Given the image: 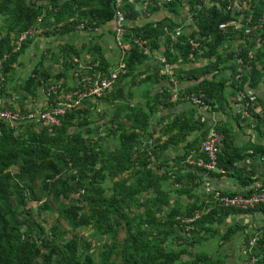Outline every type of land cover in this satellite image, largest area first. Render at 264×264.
Wrapping results in <instances>:
<instances>
[{
  "label": "trees",
  "instance_id": "16d2710c",
  "mask_svg": "<svg viewBox=\"0 0 264 264\" xmlns=\"http://www.w3.org/2000/svg\"><path fill=\"white\" fill-rule=\"evenodd\" d=\"M232 1L147 0L146 7L141 9L140 0H134V3L124 0L123 9L130 23L125 38L130 41V49L124 58L127 72L120 76L116 84L129 73L138 72L150 56L144 51V47H147L151 54L162 52L172 64L179 58L184 62L205 59L206 63L200 66L198 73L193 69H178V74H183L188 80H197L184 91H200L210 107L223 106L226 101L223 96L226 81L222 76L227 70L235 92H246L248 88L256 89L260 85L264 93V0L251 1V9L246 11V15L251 14V17L248 20L245 19L247 16L242 19L238 29L233 31L231 27H226L222 30L219 27L221 24L235 19L234 15L239 14L231 9H222V6ZM114 2L0 0V56L11 53L9 46L13 34L30 27L40 29L47 36H60L77 31L76 26L81 22L91 27L109 23L115 14ZM184 4L193 18V27L179 37L180 42L174 45L173 51H170L168 37L164 42L160 41L164 26L170 30L177 26L170 16L143 24L131 22L141 13L150 15L162 9L178 13ZM38 18L41 20L38 21ZM253 26H258L260 43L254 56L249 58L248 50L256 45L255 32L251 31ZM246 29L250 31L246 32ZM136 38L141 40L142 45L133 41ZM190 38L200 41L198 49H192ZM239 38H243L245 44L233 48L231 41ZM28 42L30 40L3 62L4 74L13 71V63H17L18 56ZM161 43L165 49L161 48ZM71 46L65 43L59 49L62 54L60 63L66 71L75 67L72 54H80ZM81 50L91 53L92 62H98L92 70L85 69L86 72L93 74L94 71H108L111 64L100 43L88 39L87 43L81 45ZM190 52L194 54L193 59L189 57ZM238 59L243 63H238ZM64 77L68 78L62 70L50 74L43 66V60H39L25 78L23 94L35 95L37 87L48 86ZM149 79L145 78L146 81ZM62 86H66V83ZM119 90V98H125V93H119ZM163 96L159 94L154 97ZM255 97L254 104L248 101L237 102L241 104L242 110L234 117L243 121L248 118V126L264 135V108L261 114L254 111L258 105L261 106L263 99L257 95ZM128 108L129 124L121 129L119 148L113 151L103 148L102 139L93 140L86 119L80 124L81 109L66 112L60 117L61 124L51 133L46 128L36 130L31 124L16 130L0 123V264H227L224 261L226 256L198 250L197 245L201 246L202 242L217 236L218 230L214 224L223 222L225 217L249 213L264 216V205L242 210L215 206L207 203L205 198L183 209L170 206L160 186L162 176L155 177L153 170L148 169L149 158L138 151L139 145L143 143L142 136L149 127V113L134 107ZM178 122L187 125V120L178 119ZM178 122L173 125L176 126ZM79 126L85 132L79 131ZM216 130L224 135V147L229 129L227 126H219ZM181 135L179 130L177 136ZM222 151L223 154L221 151L218 154L217 162L224 169L233 166L241 158L234 149ZM257 152L256 148H251L249 153L254 155ZM135 155L140 160L139 171H133L136 166ZM188 155H184V159ZM12 167L17 170L12 172ZM238 182L247 187L254 182V176L239 174ZM82 188L84 192L80 195L81 199H69L72 193ZM260 190L264 191V186L255 190L250 188L243 191V194ZM29 201L36 202L34 212L28 207ZM81 209H87V212L81 213ZM196 211L200 212L198 218L191 222H180ZM54 212L57 216L52 217L47 230L36 219V215ZM88 228L94 230L102 244L96 254L91 252L90 242L81 247V240L85 237L78 239V234L74 232ZM119 230L124 232L122 240L117 238ZM240 230L245 231L242 225L230 224L219 235V239L224 244ZM256 232L259 234L257 245L236 264H251L249 259L252 256L257 259L252 264H264V222ZM101 235H104L103 238H100ZM247 238L245 233V243ZM239 253L241 255L240 249Z\"/></svg>",
  "mask_w": 264,
  "mask_h": 264
},
{
  "label": "crops",
  "instance_id": "0c3cea01",
  "mask_svg": "<svg viewBox=\"0 0 264 264\" xmlns=\"http://www.w3.org/2000/svg\"><path fill=\"white\" fill-rule=\"evenodd\" d=\"M139 7L138 9L140 10ZM182 9H180L178 13H171L162 9L148 15L147 18L142 17L140 19L141 15H139L131 22L132 24H143L149 21H156L163 16H170L171 20L174 21L177 26H181L184 24L187 15V12L185 11V4ZM139 20H142V23L139 22ZM190 29H192V27L184 26L182 30L185 34L186 32H189ZM37 30L38 31L32 36V38L28 39L30 42L27 43V46L24 48L22 53L30 48L33 49L32 47L38 43L40 47H43L41 42L42 40H39L40 37L36 35L44 34L40 32V29ZM81 32L84 33L82 37L79 35V32H77L78 41L80 39L81 41L85 39L84 42L87 43L88 39H92V42H98L101 44L102 51L111 64L108 71L114 68L120 59H124L130 49V41L127 39L125 40L128 41L129 49L123 50L117 46L114 38L113 21L94 28L90 25H85L84 30H81ZM72 33H75V31H72ZM65 35L66 34H63L57 37H63ZM44 36L43 38H45ZM57 43V51L52 49V47L46 48L45 50L41 49L40 52L37 53V59L35 61L36 63L39 60H43V66L49 72L52 71V73L50 72L52 75L60 71L52 68V63L58 59L60 60L62 56L59 52L61 45L69 43L72 45L71 47L76 46L72 40L62 43L57 40ZM148 54H150V56L138 69V72L129 73L125 78H121L120 82L116 84V86L110 90L109 93L99 99L84 100L83 106L80 108L82 115V118L79 119L80 124L82 125L84 123V119H86L89 122L87 128H89L92 136L97 134L102 129L106 130L107 134L101 138V142L103 143V148L108 151H113L119 148L121 129L123 127H127L129 124L127 123V115L130 112L128 106L148 112L149 127L146 134L142 136L143 143L139 145L138 148L140 149H138V151L144 153V155L149 158L148 169L153 170L155 177L158 178L162 176L160 186L164 189V197L169 202L170 206H179L183 209L191 203L196 204L203 201L206 198L204 190L205 182H208L212 189H217L225 193H243V191L249 190L250 188L255 190L259 186H264V135L258 133V131H254L250 126H248V118L245 121H243V119H235L234 116L238 114L242 108L241 104L237 103L239 102L237 100L239 92H235L231 87V79L229 78L230 72L227 70L224 76H222L226 81V85L223 89V96L226 101L223 106L205 107L192 104L189 101L181 100L170 102L166 99V97L171 96L174 88L184 93H188L184 90L193 83L197 82V80L194 79L188 80L183 76V74H178V69H193L196 73H198L200 66L204 65L206 60L196 59L184 62L182 60L178 61V59L175 63H173L174 69L177 73V76H175V79L178 82L176 87V85L171 82L170 76L161 75L159 73L161 64L155 58L157 51L152 54ZM43 55H45L44 58H42ZM89 60L93 61V56H91ZM93 63L97 64L98 62ZM85 64L86 62L83 66ZM32 69L30 72H32ZM85 69L87 68H84V70ZM29 73L26 76H28ZM85 73L92 75L90 72H86V70ZM72 74L70 79L74 78ZM146 77H150L149 81L145 80ZM210 77L211 76L209 75L208 78ZM79 79V77H75L74 83L67 82L65 89L77 86ZM8 80L10 83L3 84L1 90L11 92L8 96H14L16 90L15 86L17 83L14 81L11 82L10 79ZM24 85L25 82L20 85L22 90ZM40 89L46 90V86L37 87L35 89V94H40L38 100H36V96H31L30 94H23L25 97L27 96V99L22 96V99L12 100L18 101L19 106L17 107L22 110L37 107L44 108L47 103V98L43 96L41 97L43 94L36 92ZM118 90L119 93H125V98H119ZM63 91L65 92L66 90ZM247 92H252L253 94L256 93L257 96L262 97L263 100L261 106H258L264 108V93L260 85L255 90L248 88ZM159 94H164V96L160 98L154 97ZM10 103L11 100H8L7 98L4 105L16 107L10 105ZM178 119L182 121L187 120V125H182L178 122ZM176 121L178 123L174 126L173 123ZM193 126L196 127L193 128ZM219 126H227L229 129L226 144L224 147L221 146L220 149L222 154L224 152L222 149L227 151L234 149L239 152L241 158L228 169H224L219 166L221 170L206 171L189 166L184 159V155L188 153L198 155V153L196 154L195 152L197 149V152H199L200 143L204 136L208 132L216 130ZM77 129L79 131L84 130L85 132V129H83L82 126H79ZM179 130H181L183 135L177 136ZM144 146H146L145 149ZM251 148H256L258 152L254 155L250 154L249 152ZM134 159V164L136 166H134L133 171H139L141 169L140 160H138L136 155L134 156ZM239 174L242 176L252 174V176H254V182L247 187H243L238 182ZM263 222L264 216L259 213L234 214L225 217L221 223H215L214 227L218 230L217 237L220 243H222L219 239V235L223 233L230 224H240L242 225V229L249 230L251 226L258 227ZM242 234L243 230H240L233 234L234 237L237 236L235 239L232 240V236L229 241L224 244L222 243L221 251H224L223 255L226 257L229 256L227 262L235 259H237V262L241 260V256H239V246ZM211 241L212 239L208 242H202L201 246L198 244L197 249L200 250L201 248H204L207 252L212 253V251L207 250V248H211L208 245Z\"/></svg>",
  "mask_w": 264,
  "mask_h": 264
},
{
  "label": "built area",
  "instance_id": "2783aa9c",
  "mask_svg": "<svg viewBox=\"0 0 264 264\" xmlns=\"http://www.w3.org/2000/svg\"><path fill=\"white\" fill-rule=\"evenodd\" d=\"M115 2V14L113 18V25H114V38L117 46H119L123 50L129 49L128 41L125 39V35L127 34V28L129 27L128 19L125 15L124 11V0H114ZM163 1H170V0H163ZM209 2V0H205ZM251 1L252 0H233L230 4L226 6H222V9L225 11L234 10L235 13H239L238 15H234L233 20L228 21L227 23L221 24L219 27L222 30H225L226 27H231L233 31L239 28L241 25L242 19H249L251 14L246 15V11L251 9ZM129 3H134V0H128ZM147 0H140V7L144 9L146 7ZM221 6V5H220ZM185 9L187 12L186 19L183 25L174 27L173 30H170L167 26L163 27V35L160 38L161 42H164L167 37L169 41L170 51H173V47L176 43H179V37L184 34L183 27H193V18L188 13V7L185 5ZM41 19H38L40 21ZM259 27L261 25H258ZM258 26H253L251 31L256 32ZM77 30H84L85 23L81 22L76 26ZM94 28V27H93ZM97 29V28H95ZM191 30V29H190ZM189 30V31H190ZM38 30L34 27H30L27 30H24L16 35L13 34L12 41L17 42V46L11 50V53H16L21 50L22 44L26 42L28 39L32 38V36ZM250 29H246V32H249ZM1 36V35H0ZM256 41V45L249 49L247 54L249 58L254 56V52L260 43V38L256 36L254 38ZM237 41V45L235 42ZM134 42L137 44L142 45L141 40L136 38ZM189 43L192 46V49L196 50L200 46V41L190 38ZM245 44L243 38H239L237 40H233L232 47L238 48L239 45ZM162 48L164 45L161 43ZM144 51L146 53H150V50L147 47H144ZM11 53H4L0 56V73L2 68V63L7 61L10 57ZM201 51L199 50V54ZM190 58H194V54L190 52ZM155 58L160 62L161 68L159 73L161 75H168L170 76L171 82L176 85L177 87V80L175 76H177L176 71L174 69V65L170 63L166 56L162 54V52H157ZM77 60V58H74ZM178 61H181L179 58ZM238 63H243L241 59H238ZM78 64V63H77ZM80 65V64H78ZM83 68L93 69L91 64H87L83 66ZM127 72L124 59H120L119 62L116 64L114 68L107 72L102 71H95L92 75H87L86 77H80L78 85L74 88L69 89L68 91L61 92L59 87L56 84H51L49 87L46 88L45 94L47 98V103L44 108H37L28 110L27 112L22 111V109L18 111H1L0 109V117L5 120V123L16 130H20L27 124L39 123L44 127L49 129H53L56 126L60 125V117L63 116L66 112L75 111L83 106L84 100H95L102 98L105 94L109 93L116 84L118 77L125 74ZM4 82L0 80V90L3 86ZM248 91V90H247ZM242 92L239 91V95L237 96V100L239 102L248 101L250 104H254L256 102V97L253 95L252 92ZM63 96V97H61ZM18 97V96H16ZM14 98V97H13ZM204 96L200 91L197 93H184L180 90L174 88L173 93L171 96L168 97V101H189L192 104H197L205 107H209L205 101ZM0 96V107L2 103L6 101ZM215 102V99H212ZM254 111L258 114L262 113V108L257 106L254 108ZM250 117V115L248 116ZM9 123V124H8ZM264 128V126H263ZM107 134V131L102 129L97 134L93 136V140H99L103 136ZM224 135L218 131H211L208 132L204 138L202 139L199 147L198 155H194L190 153L185 161L188 165L194 166L199 169H203L206 171L212 170H221L218 166V154L220 152L222 141ZM251 152V150H250ZM204 190L206 193V202L211 203L215 206L219 207H227V208H236L247 210L250 208H255L261 204L264 205V191H255L251 194H243V193H223L217 189H212L208 182L204 183ZM200 216V212L196 211L194 215L187 217L180 220L181 223L183 222H191L194 219ZM259 239V234L255 232L252 236L247 238V243H243L240 247V252L243 257H247L253 247L257 245ZM257 261L255 256H252L249 259V262L255 263Z\"/></svg>",
  "mask_w": 264,
  "mask_h": 264
},
{
  "label": "rangeland",
  "instance_id": "374dc122",
  "mask_svg": "<svg viewBox=\"0 0 264 264\" xmlns=\"http://www.w3.org/2000/svg\"><path fill=\"white\" fill-rule=\"evenodd\" d=\"M186 5V4H185ZM164 10H166V9H164ZM183 10V9H182ZM186 11V10H185ZM142 17H145V18H147L148 17V15L147 14H144V13H141V16H140V19L142 18ZM139 22H141L142 23V20H139ZM2 23V18H1V16H0V24ZM2 30V29H1ZM5 33H6V31L5 30H3ZM21 32V31H20ZM77 32H79V35L82 37L83 36V34L84 33H82L81 32V30H77V31H75V33H72V32H68V33H66V35L65 36H63V37H57V36H44V35H41V34H39V35H36V36H38V37H40V39L39 40H42L41 42H42V44H43V47H40V45H39V43L37 44V45H35V46H33L32 48L33 49H29V50H27V51H24V53H22L20 56H18L19 58H18V61H17V63H13V71L11 72V73H7V74H4L3 73V63H2V68H1V73H0V80H1V82H4L3 84H7V83H10V81L8 80V79H10L11 80V82L12 81H14L15 83H17V85L15 86V93H14V96H12V95H9L8 96V94H10L11 92H9V91H4V90H0V96L2 97V98H4V99H7L8 98V100H11V103H10V105H13V106H16V107H10V106H6V105H4L5 103L3 102L2 103V105H1V107H0V109H2L1 111H13V112H15V111H18V110H20V108H18L17 106H19V102L18 101H13L12 99H16V100H18V99H20L21 98V96L23 95V92H25L24 90H22V88H21V84L23 83V82H25V78L27 77L26 75L31 71V69L33 68V66L37 63H35V61H36V57H37V53L38 52H40V50L41 49H46V48H51L52 47V49H54L55 51H57L58 50V43H57V40H59V42H69L70 40H72L73 42H74V45H76L75 46V50H77V51H80L79 53V55H75L76 53H73L72 54V56H73V58H72V60H73V62L75 63V67H74V69H70V70H65L64 68H62V66H61V63H60V60L58 59V60H56L54 63H52V68H54V69H58V70H62L65 74H67V76L69 77V79H70V77H71V74H72V76L74 77L73 79H68V78H66L65 79V77L64 78H61L60 80H58V81H55V82H52V83H49V85L48 86H46V88L47 87H49L51 84H56L58 87H59V89L61 90V92H64L63 90H66V91H68L69 89H71V88H67V89H65L66 87L64 86H62V84L63 83H66L67 84V82H69V83H74V81H75V77H79L80 75H81V77H86L88 74H86L85 73V70H84V68H83V64L86 62V64L85 65H87V64H91V66H93V67H95L96 66V64L95 63H93L92 62V60L90 61L89 60V58L92 56L91 55V53H89V52H87V51H83V50H81V45H82V43H85L84 42V40L85 39H83V41H81V39L78 41V37H77ZM17 33V32H16ZM63 35V34H62ZM255 35L256 36H258L259 35V31H257L256 30V32H255ZM43 36L45 37V38H43ZM76 38V39H75ZM0 39H1V36H0ZM75 39V40H74ZM235 42V41H234ZM76 43H78V44H76ZM233 43V40L231 41V43L230 44H232ZM235 45H237V41L235 42ZM17 46V42H11V44H10V48H11V50L12 49H14L15 47ZM22 46H23V44H22ZM72 49H74V48H72ZM85 54H86V56H85ZM74 58H77V60H74ZM88 60V61H87ZM157 60V59H156ZM52 61V60H51ZM53 62V61H52ZM80 64L79 66H77L78 64ZM84 65V66H85ZM51 73H52V71H50ZM120 77H118V79H119ZM117 79V80H118ZM73 88V87H72ZM252 89V88H251ZM252 90H255V89H252ZM36 92H40L41 94H43V95H41V97L43 96V97H46V94H45V90H38V91H36ZM250 93V92H249ZM28 94V93H27ZM251 94V93H250ZM24 95H26V94H24ZM31 95V94H30ZM40 94H35V95H31V96H36L35 98H36V100H38L39 99V96ZM254 96H256V93H254L253 94ZM16 96H18V97H16ZM14 97V98H13ZM61 97H63V96H61ZM26 99H27V96L25 97ZM36 103H37V101H36ZM38 108V107H37ZM37 108H26V109H23L22 111H24V112H27L28 110H32V109H37ZM5 120L6 119H3L2 117H0V123H5ZM6 124V123H5ZM9 124V123H8ZM27 125H30V124H27ZM31 125H33L34 126V128L36 129V130H39V129H41V128H46V130H47V132H49V133H51L52 131H53V129H49V128H47V127H44V126H42L41 124H39V123H31ZM56 128V127H55ZM215 131H217V130H215ZM219 132V131H218ZM220 133H222V132H220ZM223 134V133H222ZM17 170V168L16 167H12L11 168V171L12 172H15ZM73 172H76V170H73ZM77 173V172H76ZM84 192V189L82 188L80 191H78V192H74V193H72L71 195H70V200H75V199H81L80 198V195H81V193H83ZM68 200V199H67ZM35 205H36V202H31V201H29L28 202V207H30L31 209H32V211L34 212V210H35ZM80 212L81 213H84V212H87V209H81L80 210ZM56 217L57 216V214L54 212V213H42L41 215H36V219L41 223V225L45 228V229H47L48 230V226H49V223L52 221V217ZM261 225V224H260ZM260 225L258 226V227H260ZM64 227L65 228H67L65 225H64ZM258 227H256V226H251V228L249 229V230H245L244 232H243V234H242V237H241V242H240V246H239V249H240V247H241V245L243 244V242H244V234L246 233L247 234V236H248V238L251 236V235H253L256 231H257V228ZM223 228H225V227H223ZM74 232H76L77 234H78V236H77V238L78 239H80L82 236L83 237H85L84 238V240L82 239L81 240V247H83V245L86 243V242H90L91 243V252H93L94 254H96V252L100 249L99 247L102 245L101 244V242L98 240V236H97V234L94 232V230L93 229H81V230H75ZM71 234H73V233H71ZM71 234H69V236L71 235ZM103 236L104 235H101V237L100 238H103ZM123 237H124V232H123V230H119V232H118V235H117V238L119 239V240H122L123 239ZM235 237H237V236H235ZM235 237L233 236V238H232V240L233 239H235ZM105 238V240H106V238L108 239V237H104ZM223 243V242H222ZM209 245V247H211V248H207V250L208 251H212V253H215V254H220V255H222L223 257H224V251H221L222 250V245L220 244V241L218 240V237L216 236V237H214L213 239H212V241H211V243L210 244H208ZM235 247V246H234ZM201 249H203V250H205L204 248H201ZM206 251V250H205ZM225 253H226V251H225ZM241 257H243L242 255H240ZM229 258V256L228 257H224V261L227 263V264H236L237 263V259H235V260H233V261H230V262H227V259Z\"/></svg>",
  "mask_w": 264,
  "mask_h": 264
}]
</instances>
